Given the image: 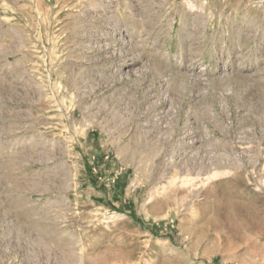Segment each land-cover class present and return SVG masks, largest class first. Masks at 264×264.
<instances>
[{
	"label": "rangeland",
	"instance_id": "374dc122",
	"mask_svg": "<svg viewBox=\"0 0 264 264\" xmlns=\"http://www.w3.org/2000/svg\"><path fill=\"white\" fill-rule=\"evenodd\" d=\"M238 262L264 264V0H0V264Z\"/></svg>",
	"mask_w": 264,
	"mask_h": 264
},
{
	"label": "bare ground",
	"instance_id": "6f19581e",
	"mask_svg": "<svg viewBox=\"0 0 264 264\" xmlns=\"http://www.w3.org/2000/svg\"><path fill=\"white\" fill-rule=\"evenodd\" d=\"M251 252V250H249ZM248 253V252H247ZM251 254V253H250ZM249 255V254H248ZM237 261V260H236ZM240 261V260H239ZM237 264H245L244 262H238Z\"/></svg>",
	"mask_w": 264,
	"mask_h": 264
}]
</instances>
